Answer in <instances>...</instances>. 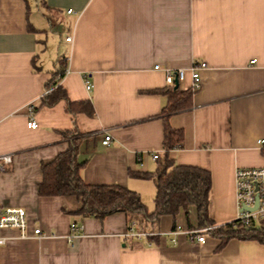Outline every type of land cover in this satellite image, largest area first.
<instances>
[{
  "label": "crops",
  "instance_id": "0c3cea01",
  "mask_svg": "<svg viewBox=\"0 0 264 264\" xmlns=\"http://www.w3.org/2000/svg\"><path fill=\"white\" fill-rule=\"evenodd\" d=\"M200 61L207 67L192 90L189 69ZM169 67L187 68L178 88L193 92L190 108L170 114ZM54 87L94 114L65 98L44 103ZM29 104L36 128L27 125ZM166 124L184 136L169 157L210 171L214 225L231 222L236 169L264 166V0H0V154L12 156L0 170V203L24 208L28 227L26 237L2 231L16 238L0 247V264H264L254 239L219 246L209 233L203 244L168 234L177 224L200 228L195 206L162 215L154 240L138 239L125 237L124 212L84 217L77 196L39 194L42 164L78 133L84 182L121 184L155 210V181L131 172L157 171ZM73 222L83 231L71 242Z\"/></svg>",
  "mask_w": 264,
  "mask_h": 264
},
{
  "label": "trees",
  "instance_id": "16d2710c",
  "mask_svg": "<svg viewBox=\"0 0 264 264\" xmlns=\"http://www.w3.org/2000/svg\"><path fill=\"white\" fill-rule=\"evenodd\" d=\"M58 71L57 75H62ZM56 75V76H57ZM54 80H52L53 83ZM51 84H48V88ZM170 94L168 114L190 108L193 92L177 88L167 90ZM65 98L70 109L75 106L93 115L90 102L75 103L68 100L66 92L55 88L44 94L43 102L53 105L58 99ZM78 133H71V141L67 150L59 153L52 161L44 162L43 179L39 185L41 196L75 195L81 200V207L76 211L84 217L95 216L102 219L107 215L124 212L128 224L136 220L144 228L156 230L162 215H176L184 209L188 215L189 206L197 207L199 227L214 226L209 216V201L212 178L210 171L194 165H179L169 157L173 148H180L183 143V131L168 124L164 128V156L160 159L157 171L131 172L141 178H152L156 184L155 210L150 211L141 196L134 190L121 184H91L84 182L80 174L83 162L78 159ZM211 236L219 237V246L232 238L242 240L254 239L264 244V219L260 222L245 225L231 220L208 230ZM154 240L155 236H149Z\"/></svg>",
  "mask_w": 264,
  "mask_h": 264
},
{
  "label": "built area",
  "instance_id": "2783aa9c",
  "mask_svg": "<svg viewBox=\"0 0 264 264\" xmlns=\"http://www.w3.org/2000/svg\"><path fill=\"white\" fill-rule=\"evenodd\" d=\"M71 36L66 37V41H71ZM254 63L255 60H250ZM207 67L205 61H200L197 64L195 63L190 67V75L192 78V90L199 89L201 85V69ZM155 68H160L159 64L155 65ZM187 68H177L172 69L171 67L165 68V78L166 84L170 87L175 85L177 82L184 81L186 76ZM86 89H92V83L85 79ZM29 119L27 125L33 128L38 127L37 120L34 116L33 107L31 104L28 106ZM112 140L111 135L106 133L102 139V143L107 145ZM259 143H264V138L258 141ZM160 156L159 152H153L152 157L157 159ZM12 162V156L8 154H0V170L4 169L5 164ZM236 177V206L238 207L237 215L235 221L241 222L243 224L251 225L257 222H260L261 219H264V166L252 167L244 166L238 167L235 171ZM128 232L125 234V237L131 238L135 237L138 239H145L149 236L160 235L161 232L158 230H151L144 228L136 220H132L129 223ZM71 225V232L68 236V240L73 242V239L80 235L83 231V226L77 222H73ZM216 227L206 226L203 228H183L180 224H177L174 230L170 231L168 234H178L184 233L196 238L198 242L202 243L206 241L208 230ZM7 229L18 230L19 237L28 236L27 233V212L22 207H10L4 206L0 203V247L7 243L10 239H15L14 236L5 235L2 231ZM34 235L42 234V229L40 227H35L33 230ZM151 242L149 241V244Z\"/></svg>",
  "mask_w": 264,
  "mask_h": 264
},
{
  "label": "water",
  "instance_id": "95a60500",
  "mask_svg": "<svg viewBox=\"0 0 264 264\" xmlns=\"http://www.w3.org/2000/svg\"><path fill=\"white\" fill-rule=\"evenodd\" d=\"M178 87V82L175 84V88H177Z\"/></svg>",
  "mask_w": 264,
  "mask_h": 264
}]
</instances>
